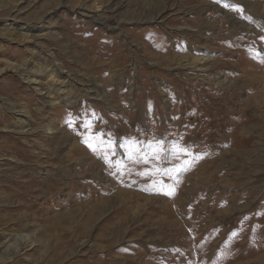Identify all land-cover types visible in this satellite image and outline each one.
<instances>
[{
	"label": "rangeland",
	"instance_id": "obj_1",
	"mask_svg": "<svg viewBox=\"0 0 264 264\" xmlns=\"http://www.w3.org/2000/svg\"><path fill=\"white\" fill-rule=\"evenodd\" d=\"M18 263L264 264V0H0Z\"/></svg>",
	"mask_w": 264,
	"mask_h": 264
},
{
	"label": "bare ground",
	"instance_id": "obj_2",
	"mask_svg": "<svg viewBox=\"0 0 264 264\" xmlns=\"http://www.w3.org/2000/svg\"><path fill=\"white\" fill-rule=\"evenodd\" d=\"M249 8V7H248ZM248 12V11H247ZM251 12V11H250ZM249 12V13H250ZM224 14H226V12L224 13ZM30 26L31 25H27L25 28L26 29H30ZM49 32H53V31H49ZM36 35H38V33L36 34ZM41 53V52H40ZM39 55H41V54H39ZM18 69V68H17ZM16 70V69H15ZM59 72V71H58ZM28 82H30V83H37V84H39V81H37V79H30V80H28ZM89 85L90 84H85V86L86 87H88V89L90 90V92H95V90L93 89V88H91V87H89ZM35 87V86H34ZM36 89H40V88H38V87H35ZM62 90H64V89H62ZM42 94H47L48 92L47 91H45V92H41ZM47 95H49V94H47ZM49 97V96H48ZM8 108H9V110L10 109H13L12 107H10V106H8ZM16 112V111H15ZM21 115H22V113H21ZM20 120V122H23V120L22 119H19ZM50 131V130H49ZM50 132H52V131H50ZM21 157V156H20ZM27 226V225H26ZM27 236V235H26ZM25 235L24 236H18L17 237V240H16V242L14 243V245L16 246V247H19L20 246V244H23L24 242H25V240H26V237ZM28 241V240H27ZM21 247V246H20ZM24 257V256H23ZM25 259V258H24ZM19 264V263H18Z\"/></svg>",
	"mask_w": 264,
	"mask_h": 264
},
{
	"label": "snow or ice",
	"instance_id": "obj_3",
	"mask_svg": "<svg viewBox=\"0 0 264 264\" xmlns=\"http://www.w3.org/2000/svg\"><path fill=\"white\" fill-rule=\"evenodd\" d=\"M161 143H162V141H161ZM112 155H114V153L112 154ZM153 156L155 157V159H157V160H166L167 159V157H161V156H159L157 153H153ZM141 159L142 160H145V162H147V156H141ZM165 174H167V170L165 169ZM235 233H233V235H234Z\"/></svg>",
	"mask_w": 264,
	"mask_h": 264
}]
</instances>
